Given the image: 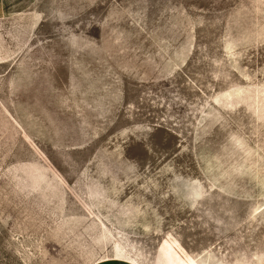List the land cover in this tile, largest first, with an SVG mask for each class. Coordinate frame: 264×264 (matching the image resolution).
Returning a JSON list of instances; mask_svg holds the SVG:
<instances>
[{
  "label": "rangeland",
  "instance_id": "rangeland-1",
  "mask_svg": "<svg viewBox=\"0 0 264 264\" xmlns=\"http://www.w3.org/2000/svg\"><path fill=\"white\" fill-rule=\"evenodd\" d=\"M0 264H264V0H0Z\"/></svg>",
  "mask_w": 264,
  "mask_h": 264
}]
</instances>
